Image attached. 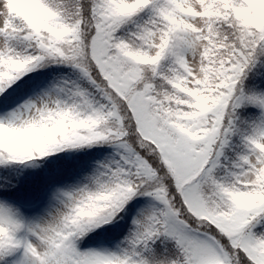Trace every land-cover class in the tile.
I'll list each match as a JSON object with an SVG mask.
<instances>
[{
	"label": "snow or ice",
	"instance_id": "snow-or-ice-1",
	"mask_svg": "<svg viewBox=\"0 0 264 264\" xmlns=\"http://www.w3.org/2000/svg\"><path fill=\"white\" fill-rule=\"evenodd\" d=\"M0 264H264V0H0Z\"/></svg>",
	"mask_w": 264,
	"mask_h": 264
},
{
	"label": "trees",
	"instance_id": "trees-1",
	"mask_svg": "<svg viewBox=\"0 0 264 264\" xmlns=\"http://www.w3.org/2000/svg\"><path fill=\"white\" fill-rule=\"evenodd\" d=\"M84 160L85 157L74 153H60L56 157L48 158L40 168L21 169L17 177L20 183L17 198L32 199L40 204L51 190L61 188L80 177L84 169L79 165Z\"/></svg>",
	"mask_w": 264,
	"mask_h": 264
},
{
	"label": "rangeland",
	"instance_id": "rangeland-1",
	"mask_svg": "<svg viewBox=\"0 0 264 264\" xmlns=\"http://www.w3.org/2000/svg\"><path fill=\"white\" fill-rule=\"evenodd\" d=\"M57 189H58V188H55V189L51 190V192L48 193V194L44 197L43 201L39 204V207L36 208V209H34L33 211H34V212H37V213H41V210L48 206V204H49V200H50V197L52 196V194H53ZM143 199H144V198H143ZM143 199H142V200H143Z\"/></svg>",
	"mask_w": 264,
	"mask_h": 264
}]
</instances>
